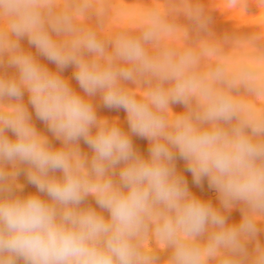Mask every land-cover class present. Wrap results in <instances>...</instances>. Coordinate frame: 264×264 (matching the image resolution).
Wrapping results in <instances>:
<instances>
[{"label": "clouds", "instance_id": "1", "mask_svg": "<svg viewBox=\"0 0 264 264\" xmlns=\"http://www.w3.org/2000/svg\"><path fill=\"white\" fill-rule=\"evenodd\" d=\"M185 10L201 19L199 6ZM106 13L104 0H0V264H160L157 249H171L165 264H264V76L202 71L206 45L166 42L187 33L155 11L137 31L105 36ZM25 36L58 71L21 47ZM69 65L84 95L60 74ZM241 85L248 96L234 94ZM25 91L61 147L37 131ZM98 93L126 111L129 131L97 116ZM132 135L147 138V157ZM178 157L220 207L189 190ZM21 173L39 195L19 194ZM237 204L241 222L229 224Z\"/></svg>", "mask_w": 264, "mask_h": 264}, {"label": "bare ground", "instance_id": "2", "mask_svg": "<svg viewBox=\"0 0 264 264\" xmlns=\"http://www.w3.org/2000/svg\"><path fill=\"white\" fill-rule=\"evenodd\" d=\"M134 1L136 3V8H133L134 7L133 6ZM146 1L149 2V0H104V4H105L106 9H107L106 16L104 17V20H103L104 35L105 36H111L114 33L121 31L122 30L121 18L122 19L128 18V21H129L133 17H135L134 20L133 19L132 20L138 21L137 27H140L141 24L144 22V20L147 18V15L144 14V11L140 13L138 9L140 7L143 8L144 5H146ZM159 1L157 0V4L153 3L152 5H150V7H149V8H151L150 12L158 11L159 13H162L165 11V9H162L164 7L163 3H165V2H163L164 0L163 1L161 0L163 3H159ZM114 2H116V3L118 2L122 6H125L124 11L122 10V8L117 7L116 4L114 5ZM174 2L175 3H174L173 8L178 9V11H179V9L186 7L190 4H193L194 0H175ZM218 4H220V3H218ZM165 6H166V3H165ZM167 7H168V5H167ZM142 8H141V10H143ZM214 8H215V6H214ZM229 8H230V6H229ZM213 10L216 11L215 9H213ZM220 13H221V10H220L219 14ZM204 15H205V13H204ZM214 15L218 16V13L217 14L214 13ZM178 16H180V15H178ZM186 16H188V15L186 14ZM208 16L209 15H207V17ZM236 17H238V16H236ZM236 17H229V16L226 18L220 17L219 20H215L214 22H211V23H206L205 22L206 19L204 18L205 19V21H204L203 17H201L200 20H203V21H199L201 25H197L193 29H190L188 26L185 28H182L187 33V39H185V37L183 35V31H179L174 36L170 37L168 39V41H166V42H170L173 44V46L178 47V48H182L186 45L195 46V45H200L201 43L205 44L206 50H205V53L201 59V65H200L202 71H207L210 67H214L217 63H222L225 70L230 75L235 76V78H237V79L240 77L241 70L250 71L252 74L257 75V76H264V11H262L259 15H255L254 17L246 20V22H244V23L241 22V24L238 21L236 22V20H237ZM191 18L192 17H189L188 19H186V22L190 24ZM193 20H196V19H193ZM207 20L209 21V19H207ZM183 21L185 22L184 19H183ZM86 23L89 24L90 26H97L100 23V20L97 17L94 10H92L88 13V18L86 20ZM178 26H179V23H178ZM53 35H55V34H53ZM20 44H21V47L25 51L30 52L32 55H34L39 60L40 63L44 64L45 66H51L53 69L58 71L56 64L54 62L49 61L46 57L42 56L37 51L35 46L29 43L28 38L26 36L20 40ZM222 54H224V55H222ZM66 68L69 70L75 69V67L73 65H69ZM3 71L8 75H12V74L16 73L15 68L9 67L7 65L6 59H5V66L3 68ZM62 71H60V72H62ZM69 81H75V77H71V79ZM70 86L74 90H76L78 93H80L81 95H84V92L80 88L79 85L70 84ZM129 86L135 87V85H132L131 83H129ZM234 94L248 96V91L243 85H241L239 88L234 89ZM23 98H24L23 102L28 108V111H29L31 118H32V123L35 125L37 131L46 135L54 147H56V148L61 147V142L59 140H57L52 135V133L48 130L47 125L43 121H41L40 119L37 118L34 108L29 103V94L28 93L25 94L23 96ZM248 99L259 104V101L256 100L254 97H248ZM92 103L96 107V112H97L98 117L107 118L109 120H115L118 122L120 127H121L122 123L125 124V127H127V125H126V123L128 124L127 113L123 108L116 109V108L105 107L99 93L95 97L92 98ZM170 107L172 108V111L174 113H177V114H181V113H184L186 111V108L183 104H171ZM123 130L127 131L128 128H124V125H123ZM7 134L9 135L10 138L14 139V136L10 131ZM133 136L134 135H132V139L134 138L132 141L133 144L135 145L137 143L135 146L134 145L133 146L135 148H137L136 150H138L140 153H142V155H145L148 152L147 150H149V147H150L149 141L147 140V138H145L146 139L145 140L142 137L140 138L139 136H136V135L134 137ZM135 137H137V139L139 140L140 143H138V141L135 142V140H136ZM144 142H145V144L146 143L147 144L145 145ZM138 144H139V146H138ZM137 146L138 147L141 146L142 148L145 146L143 148L144 151L142 150L143 152H141V150H140L141 147H140V149H138ZM80 148H81L82 152H85L89 156H91V154H92L91 149L89 148V146L87 144L84 143L83 140L80 141ZM145 148H147V149H145ZM147 154H149V153H147ZM147 154L145 157L148 156ZM177 159H180V158L178 157ZM182 162H183V160H182ZM184 162L181 164L179 162V160L175 161L177 171L179 173H181L182 175H183V169H184L183 167L186 165V163L184 164ZM23 167L24 166H21V168H23ZM181 168H183V169H181ZM189 173L187 174L188 177H184V178H186V179L188 178V180H190V179L193 180L192 175H190L191 173L190 174ZM57 175H60V173ZM192 180H190V181H192ZM203 182H204V186L202 185ZM17 183H19L20 185L23 186L22 190L19 191V194L22 196H27L30 194H38V195L40 194V193H38V190L34 185L28 183L27 177L23 173H21L18 176ZM187 183L188 184L191 183V185H192V182L187 181ZM202 183H201L202 186H200V185L197 186L195 184L194 190L191 192L194 195H196L197 197H199L205 201H211L214 206L220 207V202L217 200V198H214V200L212 201V199H211L212 197L209 196L210 193L208 191H204V188H205V190H207L206 188L209 187L206 185L207 179L205 178L202 181ZM209 189L211 190V188H209ZM211 191L213 192L214 190H211ZM212 192H211V195L213 194ZM214 194H215V192H214ZM216 194H218V193L216 192ZM43 198H47V197H43ZM88 198H89V200H87V203H88V201H90L89 202L90 204H91V201L95 203L94 198H92L91 196ZM94 206H95V208H97L96 204H94ZM241 207H242V205L237 204L231 210L225 212V215L227 217V221L229 224H239L241 222V219H242ZM103 214L105 216L108 215V213L106 211ZM257 226L260 229V231L258 232V235H257V240H259V242L261 244H264V221L258 222ZM255 243H256V241L253 240V241L248 242L246 245L247 250L250 254H251L250 248L251 247L255 248ZM150 244L153 247H155L154 242L150 241ZM156 251H157V255L159 256V259H160V264H165V261L171 255V249H166V250L157 249Z\"/></svg>", "mask_w": 264, "mask_h": 264}, {"label": "rangeland", "instance_id": "3", "mask_svg": "<svg viewBox=\"0 0 264 264\" xmlns=\"http://www.w3.org/2000/svg\"><path fill=\"white\" fill-rule=\"evenodd\" d=\"M159 1V0H158ZM163 1V0H162ZM161 0L159 1V3H163V2H165L166 3V6H165V3H163V5H164V7L162 8V9H165V11L164 12H162V13H159L158 11H156V12H158L161 16H163L169 23H175L177 26H178V23H179V27H181V28H185V27H189L190 29H193V28H195V26H197V25H201L200 24V22L199 21H205V19H206V23H211V22H214L215 20H219V18L221 17V18H226V17H236V16H238V17H236V22L238 21V22H240V24H241V22L242 23H244V22H246V20H248V19H250V18H252V17H254L255 15H259L262 11H264V0H236V2H235V5L234 6H230V0H194V3L193 4H190V5H188V6H186V7H192V8H195V7H197V6H199L200 8H202V16L201 17H203V20H193V19H195V18H191L190 20V24L189 23H187L186 22V19H188L189 17H191V16H189L188 14H187V12H186V7H183V8H181V9H179V11H178V9H174L173 7H174V1L175 0H164L163 2H162ZM214 1V2H213ZM220 1V2H219ZM153 3H156L157 4V0H149V2L148 1H146V5H144V7L142 8V7H140L138 10H139V12L141 13V12H143L144 11V14L145 15H147L149 12H150V9L151 8H149L150 7V5H152ZM169 3V4H168ZM171 3V4H170ZM214 3V4H213ZM218 3H220V4H218ZM116 4V6L117 7H119V8H122V10L124 11V7L125 6H122L121 4H119L118 2L116 3V2H114V5ZM218 4V5H217ZM167 5H168V7H167ZM133 8H136V3H135V1L133 2ZM172 6V7H171ZM202 6V7H201ZM211 6V7H210ZM214 6H215V8H214ZM219 6V7H218ZM229 6H230V8H229ZM141 8L143 9V10H141ZM207 8V9H206ZM225 8V9H224ZM209 9V10H208ZM212 9V10H211ZM213 9H215L216 11H214ZM219 9V10H218ZM230 9V10H229ZM220 10H221V13L219 14V12H220ZM224 10V11H223ZM179 12V13H178ZM181 12V13H180ZM186 12V13H185ZM218 13V16L217 15H214V13L215 14H217ZM224 12V13H223ZM227 12V13H226ZM184 13V14H183ZM204 13H205V15H204ZM168 14V15H167ZM186 14L189 16H186ZM212 16H211V15ZM177 15V16H176ZM178 15H180V16H178ZM207 15H209L208 17H207ZM220 15V16H219ZM244 16V17H243ZM123 17V16H122ZM177 17V18H176ZM134 18L135 17H133L132 19L134 20ZM205 18V19H204ZM129 20L128 21V18H121V26H122V30H128V31H137L138 30V28L139 27H137L138 26V21H133V20ZM183 19L185 20V22L183 21ZM207 19H209V21L207 20ZM176 21V22H175ZM129 28V29H128ZM174 36V35H173ZM222 55H224V54H222ZM48 68H49V70H51V71H53V72H55L56 70L55 69H53L51 66H47ZM71 71V72H70ZM74 73H75V69L74 70H69V69H67V68H64L63 69V71L62 72H60V74H62V77L63 78H65L68 82H69V84H73V85H79V83H78V81L75 79V81H69L70 79H71V77H75V75H74ZM25 94H27V92L25 91L24 92V94H23V96L25 95ZM24 99V98H23ZM123 125H124V128H128V130L127 131H129V126H128V124L126 123V125H127V127H125V124H123L122 123V125H121V128L123 129ZM125 130V129H124ZM126 131V132H127ZM135 136V135H134ZM133 136V137H134ZM137 136V135H136ZM132 138V137H131ZM141 138V137H140ZM134 139V138H133ZM133 139H132V141H133ZM135 142H137L138 141V143H140L139 142V140L137 139V137H135ZM145 139V138H144ZM146 140V139H145ZM143 143V142H142ZM137 144V143H136ZM135 144V145H136ZM144 144H145V142H144ZM147 144V143H146ZM145 144V145H146ZM134 145V144H133ZM134 145V146H135ZM141 145V144H140ZM138 146H139V144H138ZM137 146V147H138ZM143 146V145H142ZM141 147V146H140ZM140 147H138V149H140ZM145 147V146H144ZM143 147V148H144ZM135 148V147H134ZM142 147H141V152H143L144 151V149H143ZM135 149H137V148H135ZM145 149H147V148H145ZM143 150V151H142ZM138 151V150H137ZM148 151V150H147ZM145 153V152H144ZM148 153V152H147ZM146 153V154H147ZM142 154V153H141ZM146 154L145 155H143V156H146ZM148 155V154H147ZM177 160H179V162L182 164L183 162H182V160L181 159H177ZM176 160V161H177ZM184 164H185V162H184ZM183 164V165H184ZM182 165V166H183ZM184 168V169H183ZM183 168H181V169H183V176L184 177H188L187 176V174L189 173L187 170H186V165L183 167ZM57 174H59V172L57 173ZM190 174V173H189ZM186 175V176H185ZM191 175V174H190ZM189 175V176H190ZM190 178V177H189ZM186 179V178H185ZM187 181H189V182H192V185H191V183L190 184H188L189 186V190L190 191H193L194 190V186H195V183L193 182V180L192 179H190V180H192V181H190V180H188V178L186 179ZM208 183V182H207ZM206 183V185L208 186V184ZM202 185L204 186V182L202 183ZM202 185H200V186H202ZM207 190H205V188H204V191H208L210 194H209V196L210 197H212L211 199H212V201L214 200V198H217V200H218V194H216V191L214 190V189H211V190H214L213 192L209 189V187L208 188H206ZM214 194V192H215V194L213 195H211V192ZM88 200H89V198H88ZM219 201V200H218ZM90 201H88V203H89ZM90 204V203H89ZM91 206L93 207L94 206V204H96V203H94V202H92L91 201ZM96 207H97V210L98 211H100L99 210V207L96 205ZM94 208H95V206H94ZM152 242H154V241H152ZM250 252L251 253H253L254 252V248H250Z\"/></svg>", "mask_w": 264, "mask_h": 264}]
</instances>
